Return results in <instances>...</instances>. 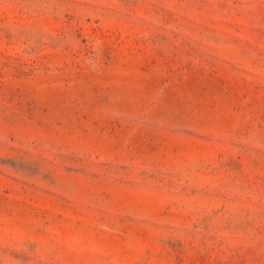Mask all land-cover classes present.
<instances>
[{"label": "rangeland", "instance_id": "obj_1", "mask_svg": "<svg viewBox=\"0 0 264 264\" xmlns=\"http://www.w3.org/2000/svg\"><path fill=\"white\" fill-rule=\"evenodd\" d=\"M0 264H264V0H0Z\"/></svg>", "mask_w": 264, "mask_h": 264}]
</instances>
